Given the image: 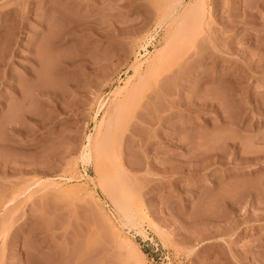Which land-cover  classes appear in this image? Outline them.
Instances as JSON below:
<instances>
[{
	"label": "rangeland",
	"instance_id": "rangeland-1",
	"mask_svg": "<svg viewBox=\"0 0 264 264\" xmlns=\"http://www.w3.org/2000/svg\"><path fill=\"white\" fill-rule=\"evenodd\" d=\"M121 263L264 264V0H0V264Z\"/></svg>",
	"mask_w": 264,
	"mask_h": 264
},
{
	"label": "bare ground",
	"instance_id": "bare-ground-1",
	"mask_svg": "<svg viewBox=\"0 0 264 264\" xmlns=\"http://www.w3.org/2000/svg\"><path fill=\"white\" fill-rule=\"evenodd\" d=\"M181 1V0H180ZM202 7V6H201ZM201 7L199 6V8L201 9ZM202 10V9H201ZM203 14H204V12H203ZM202 14V15H203ZM203 18H204V15L202 16ZM201 17V18H202ZM202 18V19H203ZM90 141V140H89ZM90 143H91V141H90ZM89 143V144H90ZM92 144V143H91ZM90 147V146H89ZM88 146H87V148L88 149H85V151H84V153H83V155L81 156L83 159V161H89L91 158H90V156L92 155L91 153L93 152L92 150H93V148H92V146L89 148ZM92 148V149H91ZM114 186V185H113ZM113 186H110V190H112V191H110L111 193H112V195H113V198L116 200V202L115 203H117L118 205V207L120 208V210L122 211V214L127 218V219H130L129 217L131 216V214L133 215V213H132V211H131V214H130V211H129V209H128V206H126V202L124 201L123 202V200H122V193H121V198H120V196H119V194L117 195V193H115L116 192V190L117 189H115L114 188V190H115V192H113V189H112V187ZM120 189V188H119ZM120 191V190H119ZM121 191H123V190H121ZM112 200V199H111ZM94 207V206H93ZM117 207V208H118ZM120 211V212H121ZM133 222V221H132ZM99 235V234H98ZM101 238V237H100ZM77 242H78V240H77ZM80 242V241H79ZM76 244V243H75ZM81 247V246H80ZM75 248H77V247H75ZM77 249H79V248H77ZM74 250V249H73ZM72 250V252H74V254H75V251H73ZM76 250V249H75ZM91 251V250H90ZM92 253V252H91ZM122 264V263H121Z\"/></svg>",
	"mask_w": 264,
	"mask_h": 264
}]
</instances>
